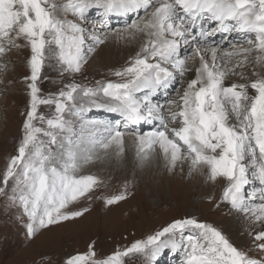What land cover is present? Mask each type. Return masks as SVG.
Here are the masks:
<instances>
[{"label": "snow or ice", "instance_id": "6c2138e0", "mask_svg": "<svg viewBox=\"0 0 264 264\" xmlns=\"http://www.w3.org/2000/svg\"><path fill=\"white\" fill-rule=\"evenodd\" d=\"M92 10L100 13L101 30L113 15H134L116 34L139 35V50L112 73L117 81L96 87L71 83L41 97L37 81L46 59H54L61 74L79 73L107 39L87 29ZM217 32L236 34L239 40L225 50L210 40ZM24 46L31 53L30 75L24 78L28 110L16 154L0 173V197L6 206L20 209L29 239L90 211L77 205L81 198L92 199L89 193L103 181L82 175L84 166L101 155L122 157L125 135H131L141 166L155 155L169 171L187 162L190 175L207 169L211 181L223 180L222 202L261 225L253 233L261 258L238 250L213 225L184 218L105 258L97 259L90 245L65 264H126L132 256L157 264L165 250H183L182 264H264V71L259 70L264 69V0H0V57ZM193 57L199 60L194 69L189 65ZM249 57L251 77L236 72ZM188 72L194 74L179 102L154 99ZM41 105L51 106L52 114H40ZM93 108L119 119H85ZM149 122L160 127L137 131ZM249 185H255L251 191ZM127 192L125 184L120 194L104 199L105 205L127 199Z\"/></svg>", "mask_w": 264, "mask_h": 264}, {"label": "rangeland", "instance_id": "374dc122", "mask_svg": "<svg viewBox=\"0 0 264 264\" xmlns=\"http://www.w3.org/2000/svg\"><path fill=\"white\" fill-rule=\"evenodd\" d=\"M130 19H135V16L129 18L113 15L108 21L109 27L101 30L102 25L98 23L101 20L100 13L92 10L87 29H95L102 36L107 34V39L88 56L87 63L79 73L61 74L56 61L46 59L37 81L41 97L55 95L71 83L96 87L97 82L117 81L112 73L127 66L141 43L139 35L136 38H122L116 34L123 31ZM204 27L207 29L209 26ZM210 40L225 50H231V45L238 41L218 32L213 33ZM19 43L24 44L22 40ZM104 44H112L114 47H107L110 60L106 64L104 59L101 68L95 65V61L106 51L102 48ZM30 54V49L24 46L0 57V64L7 65L0 69V173L5 169L9 158L16 154L22 135L21 128L29 103L27 81L24 78L30 75ZM196 61L197 57L189 61L193 69L197 65ZM248 62L251 64L237 68L236 72L243 71L246 75H251L253 57H249ZM193 74L188 72V77ZM231 78L238 81L236 76ZM187 81L188 78L184 77L169 90H162L154 99L161 104L166 100L179 102ZM52 111V107L48 105H41L38 109L45 116L51 115ZM85 119L115 121L119 117L93 108L86 111ZM159 127L158 123H143L137 131H154ZM124 139L125 151L122 157L114 154L107 157L101 155L100 159L84 166L82 175H95L103 183L89 193L92 199L81 198L77 207H89L90 211L77 221L41 230L33 239H29L26 234V218L22 217L20 209L6 206V202L0 197V264H65L67 257L87 253L90 245H94L96 258L101 259L116 250H123L135 240L146 238L175 219L184 218L211 224L222 233L226 227L235 226L239 234L229 237L225 235L229 242L249 257L261 258L256 249L258 242L254 241L247 229L253 222L222 202L225 187L223 180L211 181L207 169L204 173L190 175L187 162H184L182 168L178 164L176 169L169 171L163 160L155 155L150 162L141 166L137 160L134 136L125 135ZM109 152L113 153L114 150L110 149ZM125 184L128 186L127 199L106 206L104 199L120 194L124 191ZM188 234L194 233L186 232L185 235ZM184 255L183 250H165L157 258V264H182ZM126 264H144V260L140 256H132L126 258Z\"/></svg>", "mask_w": 264, "mask_h": 264}, {"label": "bare ground", "instance_id": "6f19581e", "mask_svg": "<svg viewBox=\"0 0 264 264\" xmlns=\"http://www.w3.org/2000/svg\"><path fill=\"white\" fill-rule=\"evenodd\" d=\"M227 36H229L231 39H233V38H235V39H238L239 40V37L236 35V34H231V35H228V34H226ZM233 35V36H232ZM107 47H114L112 44H104V46L102 47L103 48V50L104 49H106V51L105 52H102L103 54L101 55V57H99L98 59H96V66H101V68H102V61L104 60V59H106L105 60V63L107 64L108 63V61L110 60V56H109V50L107 49ZM197 65L196 66H198V64H199V60H198V58H197ZM253 63V62H252ZM251 63H246L245 65H250ZM103 66H104V64H103ZM252 66H253V64H252ZM100 70V69H99ZM259 70H261V71H264V69H259ZM238 71V70H237ZM246 76H248V75H246ZM190 77H192L191 75L188 77V73H186L185 74V78H190ZM236 77H238V76H236ZM249 77H251V75H249ZM232 79V78H231ZM186 81V80H185ZM227 82V81H226ZM237 82H240V79H239V77H238V81ZM251 91V90H250ZM220 183V182H219ZM255 185H249V187H248V189H252L253 187H254ZM118 220V219H117ZM245 223H247V222H245ZM251 224V223H250ZM248 225V224H247ZM247 229H249V231H250V234L253 236V233H255V232H258V231H260V229H261V225L259 224V223H255V224H251L250 226H248L247 227ZM223 233H224V235H226V236H230V235H236L237 236V234H239V232H238V230L236 229V227L235 226H228V227H226L225 228V230L223 231ZM240 239H242L243 240V237H241L240 236Z\"/></svg>", "mask_w": 264, "mask_h": 264}]
</instances>
